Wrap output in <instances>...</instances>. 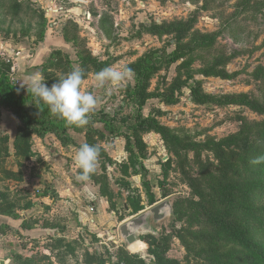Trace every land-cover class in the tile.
<instances>
[{"label": "rangeland", "instance_id": "374dc122", "mask_svg": "<svg viewBox=\"0 0 264 264\" xmlns=\"http://www.w3.org/2000/svg\"><path fill=\"white\" fill-rule=\"evenodd\" d=\"M56 5L63 6L64 13L55 12ZM154 24L163 29L148 31ZM177 24L189 29L184 43L197 47L201 35H210L212 45L198 46L172 63L168 54L175 50V34L169 31ZM0 43V68L15 87L35 72L51 86L79 66L85 72L82 90L100 101L94 112L114 117L115 128L136 126L142 113L155 115L167 129L166 138L142 134L145 149L139 155L158 204L169 199L177 211L175 219L158 224L157 235L173 264H264V163H250L264 155V112L240 103L199 104L190 89L199 85L208 95H246L264 107V0H0ZM154 50L158 53L152 59L161 68L148 92L173 94L175 103H133L128 97L133 76L114 91L96 86L95 59L109 58L112 65L130 67ZM190 59V68H184ZM208 70L215 74L207 75ZM25 90L17 96L27 95ZM97 119L90 116L88 126L105 131L94 122ZM20 126L12 113L0 114V260L16 253L34 264H157L147 250L127 247L119 235L120 226L131 219L130 193L140 199L144 212L152 208L141 176L122 175L121 163L128 157L125 139L107 133L101 139L92 136L113 162L98 161L90 181L80 183L77 149L59 146L58 156L46 163L28 159ZM126 133L122 130L121 135ZM75 137L79 143L87 140L84 134ZM16 140L22 149H15ZM51 172L61 192L76 195L79 185L101 196L102 212L95 215L101 221L92 218L95 222L88 220L89 226L78 225L60 206L47 213L60 225L58 230L38 238L24 235L19 227L23 208L32 193L43 189L40 179ZM85 192L76 201L90 208ZM1 212L19 219L14 227L6 224ZM32 215L31 219L42 213ZM234 228L246 232L234 233Z\"/></svg>", "mask_w": 264, "mask_h": 264}, {"label": "trees", "instance_id": "16d2710c", "mask_svg": "<svg viewBox=\"0 0 264 264\" xmlns=\"http://www.w3.org/2000/svg\"><path fill=\"white\" fill-rule=\"evenodd\" d=\"M148 29V28H147ZM162 26L157 24L149 27L148 31H152L157 33L160 31ZM171 30L169 33L174 32L175 34V50L168 54L171 59V62L176 63L185 57L186 54L192 53L195 48L198 46H211L213 43V37L210 35H201L200 38L201 43L194 47L191 43H184V40L189 36V29L185 28L184 25H171ZM193 40H191L192 42ZM158 53V50H154L153 53H149L147 55L141 56L135 63H133L129 68L133 70V78L134 84L128 86V97L133 103L138 104V106L143 107L146 103L151 99H162L163 101L168 102L169 104H173L176 102V98L173 94L168 95L165 93H151L148 92V88L150 86V82L153 79L154 75L160 71V66L152 59V54ZM156 60V59H155ZM113 61V60H112ZM109 58L105 61H100L98 59L94 60V73L99 72L100 70L109 67L112 65V62ZM191 59L185 63L183 66L186 69H189L191 66ZM206 74H215V71L208 70ZM217 75V74H216ZM181 87L176 89H172L174 92L179 91ZM192 92V98L196 103L206 104L210 102H216L218 104H242L251 109L264 112V107L258 106L252 101L248 100L246 95H225V96H213L208 95L202 92L201 87L199 85H195L190 88ZM20 92V91H19ZM24 92L27 93L25 90ZM0 114L4 112L12 113L20 122V134L22 145H25L26 155L28 159L32 157H36V153L33 152V136H38L41 139H45L48 135L55 136L59 142L67 147L69 145H76L80 147V145L84 143H88L90 145H96L100 149L99 161L103 162L105 159L108 165L112 164L113 159H111L106 151L99 146L97 139H94L92 136H97L98 139L104 137V134H109L110 137L116 138H124L126 141V145L124 148L125 153L127 154V161H124L122 164V175L126 178L131 176H141L142 179V187L145 191L148 205L153 207L158 204V200L155 197V194L152 191V185L149 180L148 170L143 164L144 158L141 157L140 152H143L145 149V143L142 139V134L147 132H154L156 134L161 135L163 138L168 137L167 129L159 124L156 120V116L150 114L148 116H144L142 113L137 118L136 126H125V127H117L115 128L117 122L114 117L107 115L101 111H96L92 113L90 116L98 118L94 122H98L103 125L105 131H102L99 128H94L93 126H82L78 127L75 125H67L63 119H60L56 115H52L49 113L48 108L43 103L39 105H34V97L31 94L27 95H18L17 96V87H15L8 79L6 73L2 71L0 68ZM40 109V110H39ZM92 122V124H94ZM112 124V126H111ZM120 130V131H117ZM122 130H127V135L125 137L122 134ZM70 131H74L78 134H84L87 136V140L79 143L77 139H75ZM89 137V138H88ZM18 144V145H17ZM22 145H19V141H15V149H22ZM134 147H138L137 151H135ZM100 194H103L102 189L100 188ZM109 198V195H108ZM163 198H166L165 193ZM128 203L130 207L129 218H133L138 216L139 214L145 211V206L142 204L139 198L130 193L128 195ZM174 215L171 217L175 219L177 216V211L175 205L172 203ZM32 207V203L28 202L23 210H29ZM2 216L12 217L15 219L13 214H9V212H1ZM124 221H122L123 223ZM22 229H28L29 224L27 222H23L21 225ZM159 228V227H158ZM232 232H246L241 228L230 229ZM160 233V231H159ZM158 234L149 233L147 235H140L139 241L141 242L138 246L147 250V253L154 257L157 264H173L171 259H168L165 255L163 240L159 238ZM244 238V237H242ZM137 246V247H138ZM136 247V248H137ZM135 248V249H136ZM133 249V250H135ZM263 257H264V253ZM6 260H10L13 264H34L33 259L31 258H23L18 254H14L13 256L6 257ZM142 264H145L143 261H140Z\"/></svg>", "mask_w": 264, "mask_h": 264}, {"label": "clouds", "instance_id": "9594fccd", "mask_svg": "<svg viewBox=\"0 0 264 264\" xmlns=\"http://www.w3.org/2000/svg\"><path fill=\"white\" fill-rule=\"evenodd\" d=\"M134 75L127 66L112 65L94 74L97 87H109V91L118 89L121 84ZM85 72L79 66L74 67L63 78L49 86L40 72L32 73L20 81L17 92L26 89L34 97V104L43 103L52 115L63 119L67 125L86 126L90 122V114L94 113L99 99L91 92L82 90ZM40 110V109H39ZM100 149L96 145L84 143L76 150L74 161L80 169L76 180L88 182L96 171ZM253 165L264 163V155L250 161Z\"/></svg>", "mask_w": 264, "mask_h": 264}, {"label": "crops", "instance_id": "0c3cea01", "mask_svg": "<svg viewBox=\"0 0 264 264\" xmlns=\"http://www.w3.org/2000/svg\"><path fill=\"white\" fill-rule=\"evenodd\" d=\"M71 135L76 139L75 132L70 131ZM35 138L39 141H36ZM53 140V143L50 144L49 142ZM109 140V139H108ZM59 144V145H58ZM39 145V148H38ZM59 146L61 148H67L73 146L75 149H78L76 145H69L67 147L63 146L59 140L53 136L48 135L45 139H41L38 136H33V152L36 153V158L42 160L44 163L46 161H50L55 156H58V150ZM38 151H37V150ZM48 149L51 151L48 154ZM69 178L73 181V176L71 171H68ZM39 179V178H38ZM39 182H42V190H39L37 192L32 193L30 197V202L32 203V207L29 210H25V214L21 219V223L19 224V227H21L22 223L26 221V219L30 220L27 221L29 224L28 229H22V233L24 235L30 236L31 238H38L42 234H50L51 231L58 230L57 228L60 227L59 224L53 223L49 219V213L51 210L54 211L55 208L60 206H65L67 212H69L72 217L75 219V222L78 225H86L89 226L88 220H91L92 218H97L98 222L100 220V215L95 216L96 214H100L102 212V206H101V196L100 193L99 196L94 197L90 192H85L86 186H77V192L76 195H71L69 192L64 193L59 191L58 184L56 177L53 176V173H47V176L44 177V179H40ZM75 183V182H74ZM82 183V182H80ZM80 189V190H79ZM81 191V192H80ZM99 191V190H98ZM82 192H85L84 195L87 196V201L90 203L89 205L93 208V211L91 207L84 203V201H76L77 196L81 195ZM83 204H82V203ZM82 204V205H81ZM75 208H78V212L74 211ZM37 211H41L42 215L38 218L34 217L31 219L34 214ZM5 218V222L7 225L14 227V223H16L18 220H14V218L10 217H2ZM92 223H94V220H91ZM20 229V228H19ZM0 239H3V236L0 237ZM8 261L10 260H0V264H8Z\"/></svg>", "mask_w": 264, "mask_h": 264}, {"label": "water", "instance_id": "95a60500", "mask_svg": "<svg viewBox=\"0 0 264 264\" xmlns=\"http://www.w3.org/2000/svg\"><path fill=\"white\" fill-rule=\"evenodd\" d=\"M174 215L172 202L169 199L153 206L149 211L143 212L119 228V235L127 247L139 242L140 232L158 234V224ZM115 233V231H112Z\"/></svg>", "mask_w": 264, "mask_h": 264}, {"label": "built area", "instance_id": "2783aa9c", "mask_svg": "<svg viewBox=\"0 0 264 264\" xmlns=\"http://www.w3.org/2000/svg\"><path fill=\"white\" fill-rule=\"evenodd\" d=\"M54 10L55 12L64 13V7L61 5H56ZM0 47L2 48L1 43H0Z\"/></svg>", "mask_w": 264, "mask_h": 264}, {"label": "bare ground", "instance_id": "6f19581e", "mask_svg": "<svg viewBox=\"0 0 264 264\" xmlns=\"http://www.w3.org/2000/svg\"><path fill=\"white\" fill-rule=\"evenodd\" d=\"M139 244H140V242L133 244V245L131 246V249H135Z\"/></svg>", "mask_w": 264, "mask_h": 264}]
</instances>
